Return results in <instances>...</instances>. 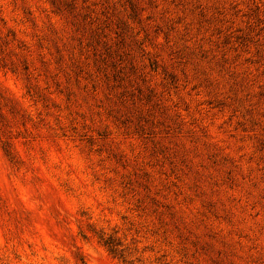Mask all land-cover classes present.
<instances>
[{
	"label": "clouds",
	"instance_id": "clouds-1",
	"mask_svg": "<svg viewBox=\"0 0 264 264\" xmlns=\"http://www.w3.org/2000/svg\"><path fill=\"white\" fill-rule=\"evenodd\" d=\"M81 2L102 23L104 8L126 7L137 26L136 55L125 53L124 83L113 86L119 93L106 75L96 82L85 74L83 83L73 81L72 93L63 81L61 92L49 88L54 112L30 90L37 83L46 88V81L35 72L30 77L23 60L18 71L16 53H8L9 62L0 59V115L12 119L10 109L19 106L9 128L18 158L7 157L5 166L0 149V264H199L188 240L200 222L188 209L192 193L203 194L201 186L182 180L174 190L170 170L157 169L163 179L154 190L141 179L147 154L165 143L172 147L160 150L179 153L181 164L187 156L197 179L206 167L201 147L236 170L228 173L235 176L228 195L237 201L236 218L221 226L220 260L213 264H264V212L250 211L257 193L264 194L258 144L264 137V0H153L139 9L132 0L124 6L123 0ZM61 6L71 13L64 0H0V13L8 23L27 24L30 37L45 31L63 38L76 30L78 17L65 16ZM146 23L150 33L141 28ZM6 33L0 24V35ZM166 122L178 135H167Z\"/></svg>",
	"mask_w": 264,
	"mask_h": 264
},
{
	"label": "rangeland",
	"instance_id": "rangeland-1",
	"mask_svg": "<svg viewBox=\"0 0 264 264\" xmlns=\"http://www.w3.org/2000/svg\"><path fill=\"white\" fill-rule=\"evenodd\" d=\"M64 2L69 5L72 11L69 13L61 6L62 13L69 17L74 14L78 19L76 30L68 29L69 34L64 35L63 38L45 31L40 32L38 37H30L26 34L29 31L27 24L8 23L4 20L3 14L0 13V24L7 26V33L0 35V59L9 62L8 53H16L12 62L18 71L22 67L20 61L23 60L27 65L30 77H33L35 72L39 79L47 82L46 88H41L37 83L30 90L35 92L36 98L44 103L49 112L55 111V105L48 107L52 103L49 88L59 93L64 88L63 81L68 85L67 91L72 93L75 87L73 81L75 84L83 83L85 74H90L96 82H100L101 76L106 75L108 85L112 87L113 93H119L121 89L113 86L116 83H124L119 72L124 62L125 53L136 55L133 32L137 26L130 21V14L126 7L120 12L104 8L103 11L107 13L104 19L107 23H102V18L95 16L87 4H82L81 0H64ZM152 2L153 0H132L138 9L150 5ZM104 3L108 4L109 0H104ZM99 4L100 0H97V5ZM126 4L127 0H123L122 6ZM149 11L152 10L149 8ZM79 17H83L82 22ZM25 19L28 18L25 17ZM32 19H36L35 15ZM52 19L56 20L57 17L53 16ZM57 26L59 27V21H57ZM141 28L151 32L150 23L142 25ZM105 33L108 34L106 41L104 39ZM113 33H115V37H113ZM110 64L115 65V67L109 68ZM133 64L134 67H139L135 60ZM113 72L118 73L115 80L112 78ZM72 99L70 94L68 96L70 103ZM18 108L19 106L16 105L10 109L12 119L0 115V136L3 137L0 139V149L5 153V166L8 165L7 157L18 158L9 131L16 116L19 115ZM21 126L24 125L21 124ZM166 126L168 136L178 135L171 123L166 122ZM128 130L133 131L131 125H128ZM152 131L156 132L157 130L153 128ZM144 136L145 138L148 137L147 125L144 126ZM154 143L155 138L148 139L149 147ZM258 144L260 146V158L264 162V137L258 140ZM161 147L171 148L172 146L165 143L163 146H158L154 153L147 154L150 158L146 159L143 169L147 173V177H141V179L147 184L149 190H154L155 186L159 185L160 180L163 179L159 172L166 170L171 171L169 179L173 181L174 190H178L182 180L191 185L196 179V182L203 189V194L192 193L193 199L190 201L188 210L189 214H194L192 219L200 222V227L197 229L198 235L195 239H192L191 234H189L188 243L198 250L199 264H213V261L220 260V257L216 256L215 250L222 248L221 240L224 228L221 226L233 224L236 218L232 209L235 208L237 201L228 195L230 191H235L233 188L235 176L230 178L228 173L229 171L235 173L236 170L228 159H222L201 147L199 159L206 167L202 170L204 175L197 179L192 175L196 169L189 167L192 161L188 160L187 156L184 157L187 163L181 164L179 153L173 155L172 151L162 152ZM192 159L195 160V157ZM169 160H171V165L168 163ZM153 164L156 167L149 166ZM161 164L163 165L162 168H160ZM209 172L213 175V179L205 180L204 177ZM41 180L48 183L46 176H41ZM140 191L143 193L142 189ZM245 191L247 192V190ZM252 192H255V189H252ZM252 192H247L249 199L252 198ZM257 195L260 198L251 205L250 211L258 216L259 213L264 212V194L257 193ZM156 202L160 203L159 195L156 196ZM230 203L231 207H229ZM5 210L7 211V205ZM174 210L173 208L172 211ZM12 218L15 219V216ZM168 219L167 214L162 217L164 221Z\"/></svg>",
	"mask_w": 264,
	"mask_h": 264
}]
</instances>
